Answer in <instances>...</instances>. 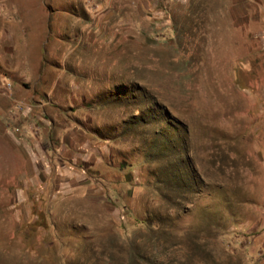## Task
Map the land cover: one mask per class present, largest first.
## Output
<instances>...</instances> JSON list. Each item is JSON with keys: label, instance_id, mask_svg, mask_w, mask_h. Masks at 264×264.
Returning <instances> with one entry per match:
<instances>
[{"label": "rangeland", "instance_id": "obj_1", "mask_svg": "<svg viewBox=\"0 0 264 264\" xmlns=\"http://www.w3.org/2000/svg\"><path fill=\"white\" fill-rule=\"evenodd\" d=\"M0 264H264V0H0Z\"/></svg>", "mask_w": 264, "mask_h": 264}]
</instances>
